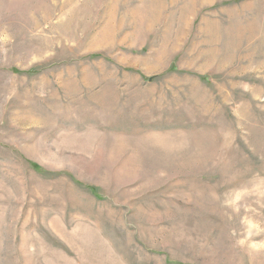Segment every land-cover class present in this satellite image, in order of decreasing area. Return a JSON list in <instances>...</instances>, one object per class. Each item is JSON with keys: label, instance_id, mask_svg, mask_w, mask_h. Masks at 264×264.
Returning a JSON list of instances; mask_svg holds the SVG:
<instances>
[{"label": "rangeland", "instance_id": "rangeland-1", "mask_svg": "<svg viewBox=\"0 0 264 264\" xmlns=\"http://www.w3.org/2000/svg\"><path fill=\"white\" fill-rule=\"evenodd\" d=\"M0 264H264V0H0Z\"/></svg>", "mask_w": 264, "mask_h": 264}]
</instances>
